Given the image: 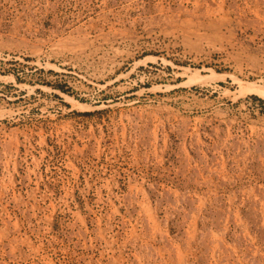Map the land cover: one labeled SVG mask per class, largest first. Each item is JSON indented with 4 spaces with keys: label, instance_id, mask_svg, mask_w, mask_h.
<instances>
[{
    "label": "rangeland",
    "instance_id": "374dc122",
    "mask_svg": "<svg viewBox=\"0 0 264 264\" xmlns=\"http://www.w3.org/2000/svg\"><path fill=\"white\" fill-rule=\"evenodd\" d=\"M0 264H264V0H0Z\"/></svg>",
    "mask_w": 264,
    "mask_h": 264
},
{
    "label": "bare ground",
    "instance_id": "6f19581e",
    "mask_svg": "<svg viewBox=\"0 0 264 264\" xmlns=\"http://www.w3.org/2000/svg\"><path fill=\"white\" fill-rule=\"evenodd\" d=\"M70 100L73 101L75 104H79L77 100H73V99H70Z\"/></svg>",
    "mask_w": 264,
    "mask_h": 264
}]
</instances>
